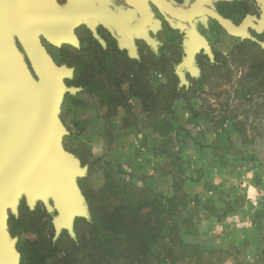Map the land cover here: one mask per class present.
I'll list each match as a JSON object with an SVG mask.
<instances>
[{"label":"rangeland","instance_id":"1","mask_svg":"<svg viewBox=\"0 0 264 264\" xmlns=\"http://www.w3.org/2000/svg\"><path fill=\"white\" fill-rule=\"evenodd\" d=\"M253 1L260 12L250 17L260 20L264 3ZM252 22L254 28L247 33L264 43V27ZM213 33L204 36H212L221 65H207L190 77L184 73L181 79L166 73L168 65L157 59L151 71L145 62L139 67L124 56L110 57L101 40L91 46L82 40L80 50L65 54L54 51L57 62L71 70L63 82L72 91L63 95L59 112L62 146L85 169L76 185L86 210L84 192L96 191L107 174L118 171L117 178L138 192L172 197L176 186L178 200L186 205L178 217L165 218L161 259L177 260L175 264H264V243L258 240L264 239V94L251 90L256 81L247 77L257 65L264 67V54L248 39L228 40ZM171 82L180 96L189 95L176 102L173 114L175 146L170 149L179 157L174 167L168 164L171 158L159 157L160 149L153 151L152 143L160 139L149 127L141 100L131 98L129 91L131 85L142 91ZM189 104L201 116H192ZM222 119L226 121L220 123ZM89 215L73 218L71 233H57L54 210L47 212L40 202L29 209L22 199L16 215L9 211L7 219L19 264H91L85 250L91 243H76L81 233L89 236V224L83 222H91ZM244 228L250 230L246 236L252 243L237 242Z\"/></svg>","mask_w":264,"mask_h":264},{"label":"water","instance_id":"2","mask_svg":"<svg viewBox=\"0 0 264 264\" xmlns=\"http://www.w3.org/2000/svg\"><path fill=\"white\" fill-rule=\"evenodd\" d=\"M203 1L197 0L184 10L165 0H153L171 18L188 21L209 16L230 36L248 39L264 50V43L247 33L249 21L264 27V15L260 20L246 16L239 26H234L203 8ZM127 2L141 16L134 27H121L114 17L102 10L80 13L81 18L89 15L103 17L119 36L142 34L148 23V14L142 5L131 0ZM5 9L8 11L3 13ZM45 10L37 0H0V264H19L15 241L8 233L7 219L9 211L16 215L22 199L29 209L40 202L47 212L54 210L57 233L61 229L71 233L73 218H88V210L76 185L77 177L83 176L85 169L63 149L64 130L59 120L63 95L72 91L63 82L70 77L71 70L56 66L41 45L38 32H29L28 29L33 21L46 22L51 14ZM12 33L23 48L35 77L15 46ZM43 36L53 46L62 43L78 46L71 29H47ZM187 38L186 58L176 69L180 77L182 68L192 69L194 56L201 49L210 58L212 56L207 43L193 29L187 33ZM127 46L133 49L131 43Z\"/></svg>","mask_w":264,"mask_h":264},{"label":"trees","instance_id":"3","mask_svg":"<svg viewBox=\"0 0 264 264\" xmlns=\"http://www.w3.org/2000/svg\"><path fill=\"white\" fill-rule=\"evenodd\" d=\"M250 44L264 54V50L255 42ZM216 65L214 68L220 66ZM247 77L256 81L251 90H260V93L264 94V67L257 65ZM157 87L152 89L147 85L142 91H137L131 85L129 91L141 100L144 110L148 113L149 127L160 139L152 143L153 151L158 152L160 149L159 157L171 158L168 164L174 167L177 166L179 157L172 148L170 149L175 146L172 143V130L173 121L177 117L173 114L176 102H180L183 96L187 99L189 95L180 96L172 82ZM195 93L194 90L192 94ZM153 98L156 99L152 100ZM157 102H161L160 105ZM186 107L192 116H201L199 109L193 104ZM225 121L226 119H222L220 123ZM120 173L118 171L115 175L107 174L104 184L96 191H83L87 197L91 222L87 223L82 219L84 223L89 224V236L81 233L77 236L76 243H81L83 247L86 243H91V248L85 249L86 259L88 258L91 264H155V261L158 264H175L177 260H163L158 252L163 246L160 239L166 231L165 218L168 217L170 221L172 217H178L179 211L186 205L183 200H178V189L174 185L172 197L159 193L138 192L132 183L117 178Z\"/></svg>","mask_w":264,"mask_h":264},{"label":"flooded vegetation","instance_id":"4","mask_svg":"<svg viewBox=\"0 0 264 264\" xmlns=\"http://www.w3.org/2000/svg\"><path fill=\"white\" fill-rule=\"evenodd\" d=\"M40 5L45 7V13L51 14L48 18L45 19L46 22L37 23L33 21L30 23L28 29L29 32H36L41 45L46 49L49 55H51L54 62L59 64L55 59V55L53 54L54 51L61 52V54H65L70 50H80L81 41H85L89 46L92 44H99L98 41L102 40L106 47V51L110 57L112 55H120L127 57V50L123 47L121 48V42L125 41L127 38H132L134 40V44L137 47V54L138 57L135 59H130L134 61L139 67L140 65L144 66L142 62L147 63L150 67L156 66V61L158 60V64L164 65H171L172 63L173 68L175 67L173 64L177 61L178 49L179 46L182 45V40L179 45H166L159 44L157 49V56L153 54L150 50V47L146 44L150 43L151 45L155 42L152 40L151 37L154 36L153 32H157L159 30L158 24L159 20H163L162 15L158 12V5L153 2V0H131L137 5H142L143 9L148 14V23L145 26L142 34L139 35H131L129 37H123L117 35L116 31L111 27V25L103 18V17H91L83 16L81 18L80 13L89 14L93 10H102L103 12L110 14L112 17L116 19V21L120 24L121 27H134L140 21L141 16L139 11L132 5H130L127 0H37ZM168 2L167 0H165ZM169 3V2H168ZM233 8V12H235V7ZM241 12V20H243L247 15H253L255 13L259 14V6L253 0H243L239 6ZM58 11H62L64 13L58 14ZM232 12L231 7L227 9V12L223 10V13H227L226 15H230ZM174 24H178L181 21H178L174 18H171ZM47 29H52L56 31L60 30H68L71 29L73 35L77 40L78 46L75 47L71 44L62 43L60 46H53L48 43L43 36V31ZM93 30L96 32V36L93 34ZM202 30V29H200ZM209 30H213V35H217L215 37H219L220 34L223 33L225 39H235L233 36H230L226 33V31L218 26L216 22H213L209 25ZM13 34V33H12ZM142 36L143 39L140 37ZM183 38L186 39L187 35L183 34ZM198 36V35H197ZM214 37V36H213ZM15 46L21 52L24 57L25 63L31 72L32 76L34 73L32 71L31 65L26 58V55L21 47L16 35L13 34ZM147 38V40H146ZM207 38V37H206ZM211 39V40H210ZM188 40V38L186 39ZM208 45L210 50L213 54V62H210L208 57L204 54V50L201 49L197 52L194 56V62L198 66V69H203V67L209 65L214 68L217 66L216 64L221 65L218 60V55L214 50V43L212 40V36L207 38ZM241 41V40H240ZM250 43L252 41L247 40ZM257 45V44H256ZM134 46V47H135ZM168 51V52H167ZM181 55H184V53ZM182 56H180L181 58ZM186 58V53H185ZM157 59V60H156ZM193 62V64H194ZM192 64V65H193ZM61 65V64H60ZM147 68V69H149ZM184 71L188 68H182ZM136 72L135 74H138ZM186 73V72H184ZM187 77H190L189 73H186ZM35 77V76H34ZM68 78L65 79V81Z\"/></svg>","mask_w":264,"mask_h":264},{"label":"crops","instance_id":"5","mask_svg":"<svg viewBox=\"0 0 264 264\" xmlns=\"http://www.w3.org/2000/svg\"><path fill=\"white\" fill-rule=\"evenodd\" d=\"M167 1L176 8H181V9L187 10L197 0H167ZM242 1L243 0H204L202 7L207 8V9L215 12L216 14L221 16L223 19L228 20L232 25L239 26L242 23V21L244 20V19L241 20V17H240L241 12L239 9L240 3ZM230 7L232 9V12L230 15H226L227 13H223V10L227 12V9H229ZM232 7H235V12H233ZM157 9H158V12L160 13V15H162L163 20H159V24L157 25L159 30L157 32H153L154 36L151 37L152 40L155 42V44L153 43L151 45L150 43H147V42H146V44L150 47V50L153 52V54L155 56H157V54H158L157 49H158L159 44L165 43L166 45H172V44L179 45V43L182 40V45H181V47L179 46L180 49H178L176 47V50L178 52V55H177L178 57L176 59L177 61H175L173 64L175 67L173 68L172 63H170L171 65H168L167 69L165 68L166 73H169L173 77L177 76L178 79H181L180 76L177 74L176 69H177L178 65H180L184 61L185 53L188 50V46H187L188 40H186L187 38L186 39L183 38L184 37L183 34L187 35V33L193 29L194 32L200 38H202L208 45L207 38L204 35L209 31V25L213 22L217 23V21L215 19L209 17V16H205L204 18H195L192 20L181 21L178 24H174L171 17L161 7L158 6ZM218 26L220 28H222L219 24H218ZM200 29H202V30H200ZM93 34H94V36L97 37L96 32L94 30H93ZM140 37L143 39L142 36H140ZM130 43L133 46L134 40H132L131 37L127 38L125 41H122L120 47L121 48L123 47L125 50H127V53H128L127 57H129V59H135L138 57L137 47L134 45L135 47L133 46L132 47L133 49H129L127 45L128 44L130 45ZM44 50L47 53V55L51 58L53 63L56 66L60 67L61 65L54 62L51 55L48 54V52L46 51L45 48H44ZM181 52H182V54L184 53V55H181ZM210 52H211V50H210ZM204 54H205V52H204ZM211 55H212L211 58L208 55H206V56L208 57L210 62H213L214 60H213L212 52H211ZM180 56H182V57L180 58ZM149 69H151V71H152V69H155V67H152ZM197 71H199V69H198V66L195 64V62L192 65V69H185V71L183 69L180 70L181 76L184 74V72L191 74V73H195ZM148 86H151L153 88L154 85H148ZM131 96H132L131 98H138V97L133 96V95H131ZM245 230L241 231L242 237L237 238L238 243H252L250 237L246 236V233L250 232V230L249 231H247V229H245ZM217 232L218 231H215L214 234H215V236H217L216 238H219L220 235H216ZM258 240H261L264 243V239L262 240L261 236L259 237Z\"/></svg>","mask_w":264,"mask_h":264},{"label":"bare ground","instance_id":"6","mask_svg":"<svg viewBox=\"0 0 264 264\" xmlns=\"http://www.w3.org/2000/svg\"><path fill=\"white\" fill-rule=\"evenodd\" d=\"M8 11V9H5L4 11H3V13H6ZM250 25H251V22L249 21V24H248V26H247V28H251L250 27ZM258 25V24H257ZM253 27V26H252ZM254 28V27H253ZM253 28H251V29H253Z\"/></svg>","mask_w":264,"mask_h":264}]
</instances>
